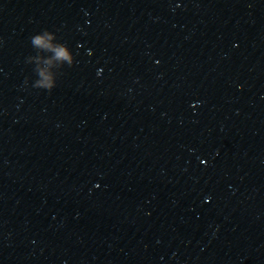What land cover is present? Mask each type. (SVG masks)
Here are the masks:
<instances>
[{"label":"water","instance_id":"water-1","mask_svg":"<svg viewBox=\"0 0 264 264\" xmlns=\"http://www.w3.org/2000/svg\"><path fill=\"white\" fill-rule=\"evenodd\" d=\"M211 117L218 264H264V0H192Z\"/></svg>","mask_w":264,"mask_h":264},{"label":"clouds","instance_id":"clouds-1","mask_svg":"<svg viewBox=\"0 0 264 264\" xmlns=\"http://www.w3.org/2000/svg\"><path fill=\"white\" fill-rule=\"evenodd\" d=\"M59 55H60V56H63V55H64V52H63V51H60V52H59Z\"/></svg>","mask_w":264,"mask_h":264}]
</instances>
